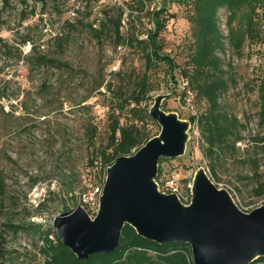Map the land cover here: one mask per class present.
<instances>
[{
  "label": "rangeland",
  "instance_id": "374dc122",
  "mask_svg": "<svg viewBox=\"0 0 264 264\" xmlns=\"http://www.w3.org/2000/svg\"><path fill=\"white\" fill-rule=\"evenodd\" d=\"M124 2L122 6L102 0H48L44 6L35 0H0V107L10 112L3 115L0 109V250L24 254L32 249L27 234L14 236L6 223L40 221L42 217L52 224L63 199L72 210L81 204L95 217L98 209L84 198L105 182V167L93 156L107 143L109 112L118 108L122 123L134 122L153 138L161 131L149 113L158 95H170L162 102L164 111L190 122L185 154L161 162L163 172L183 187L184 201L185 186L192 184L196 171L203 167L219 188L229 191L240 209L252 211L264 205V196L254 193L264 181V122L260 117L264 32L256 41L247 40L240 53L224 40L225 50L220 55L234 82L221 103L243 125V140L235 150L222 153L216 164L217 177L213 178L194 121L204 111L205 102L188 91L183 76L192 54L191 24L187 21L190 0ZM163 7L168 8V22L159 37L161 52L174 60V71L163 61L148 69L141 45L135 41L132 45L127 41L116 44L111 34L99 43L87 30L74 32L62 50L54 42L60 32L68 30V21L105 18V10L113 18L122 13L126 38L146 39L154 27L153 11ZM227 15L226 10H220L225 36ZM33 48L36 54H48L60 64L33 65L28 59ZM144 73L150 91L138 106L142 112L137 116L132 112L136 104L129 97ZM103 80L113 83L111 91L104 86L95 91ZM120 90L122 95L118 96ZM118 98L129 100L122 111L116 106ZM89 123L98 127L94 148L88 146L86 138ZM69 184L73 185V200L72 194H67Z\"/></svg>",
  "mask_w": 264,
  "mask_h": 264
},
{
  "label": "trees",
  "instance_id": "16d2710c",
  "mask_svg": "<svg viewBox=\"0 0 264 264\" xmlns=\"http://www.w3.org/2000/svg\"><path fill=\"white\" fill-rule=\"evenodd\" d=\"M8 3L9 0H5ZM42 2L44 6L48 0H35ZM46 1V2H45ZM191 11L187 15V21L191 24L192 32V54L188 60L183 76L187 82L188 91L194 93L195 97L205 102V109L194 119L200 129L204 151L210 160L211 172L217 177L216 164L220 161L223 152L235 150L238 142L243 140V125L237 116L228 112L221 103V98L228 91L230 83L234 82L230 71L225 68V60L220 53L225 50L224 40L236 53H240L247 40L256 41L264 32V0H190ZM228 12L226 19L227 35H223L220 28V10ZM168 8L163 7L153 11L152 19L154 27L146 35V39L139 37H127L122 31L123 15L119 13L117 18L111 17L107 10L103 13L105 18H95L91 21L76 19L68 21L65 32H60L54 38V42L62 50L70 41L74 32L87 30L97 42H102L107 34L115 39L116 44H134V41L144 49L146 66L151 68L156 62H167L171 71H174L176 63L167 55H163L160 43V34L166 28ZM79 12V11H78ZM26 43V42H25ZM30 54L29 60L38 67H57L60 61L48 54L40 55L34 52ZM230 66V64H229ZM122 75L116 73L117 77ZM137 80V79H136ZM106 87L111 91L113 83L103 80L96 86L95 91ZM120 87L119 89H121ZM150 84L147 74L136 82L135 89L130 95V100L135 102L136 107L132 109L135 115H140L138 106L144 99L148 98ZM260 117L264 122V84L260 88ZM122 95L119 91L118 96ZM129 100L118 98L116 106L122 111L124 103ZM85 108V107H80ZM2 114L10 115L3 107ZM116 109H111L108 115V136L105 146L96 151L93 160H100L107 169L121 156H130L142 148L152 136L134 122L122 123V116ZM12 112V111H11ZM13 113V112H12ZM145 116H148L144 113ZM151 117V116H150ZM152 118V117H151ZM98 127L89 123L86 131L88 146L94 148L98 139ZM159 161V172L156 182H160L163 172ZM168 177V174H166ZM104 185V184H101ZM73 185L69 184L67 194H72L70 200L75 199ZM187 201L184 196L181 201L189 204L191 200V189L185 186ZM257 196H264V181L260 182L254 189ZM76 204V203H75ZM73 206L68 205L63 199L60 214L70 212ZM9 231L14 236L20 232L27 234L28 242L32 249L26 250L24 254L19 251L0 250V264H194L192 250L188 244L172 243L158 244L140 236L136 230L125 225L118 247L109 254H94L87 260H80L66 247L58 238L52 224L45 222L42 217L40 221H24L19 224L6 223ZM251 264H264V257H260Z\"/></svg>",
  "mask_w": 264,
  "mask_h": 264
},
{
  "label": "water",
  "instance_id": "95a60500",
  "mask_svg": "<svg viewBox=\"0 0 264 264\" xmlns=\"http://www.w3.org/2000/svg\"><path fill=\"white\" fill-rule=\"evenodd\" d=\"M169 96H156L149 112L160 133L107 169L96 216L78 204L52 226L80 260L113 252L130 225L149 241L190 245L194 264H251L264 257V205L244 212L203 167L195 173L189 204L159 190L160 159L183 156L189 140L190 122L161 108Z\"/></svg>",
  "mask_w": 264,
  "mask_h": 264
},
{
  "label": "built area",
  "instance_id": "2783aa9c",
  "mask_svg": "<svg viewBox=\"0 0 264 264\" xmlns=\"http://www.w3.org/2000/svg\"><path fill=\"white\" fill-rule=\"evenodd\" d=\"M127 0H102V2H112L117 5L124 6L125 2ZM192 184L188 186V188L191 189ZM158 187L161 192L167 193V194H177L179 197L184 196V189L180 185V183L177 181L175 177H168L165 173L162 174V177L160 179V182H158ZM103 193V185L96 186L93 191L84 198V201L88 203L89 205L93 206L96 209H99V201L100 197ZM244 212H250L247 209L242 208Z\"/></svg>",
  "mask_w": 264,
  "mask_h": 264
}]
</instances>
